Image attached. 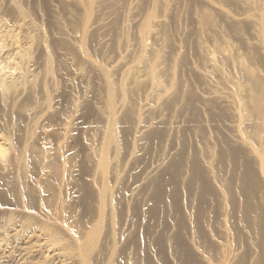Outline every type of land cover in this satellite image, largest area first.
<instances>
[{"label": "rangeland", "instance_id": "1", "mask_svg": "<svg viewBox=\"0 0 264 264\" xmlns=\"http://www.w3.org/2000/svg\"><path fill=\"white\" fill-rule=\"evenodd\" d=\"M230 12L0 0V264H264V116L239 70L257 48L264 92V54L256 24L224 38Z\"/></svg>", "mask_w": 264, "mask_h": 264}, {"label": "bare ground", "instance_id": "2", "mask_svg": "<svg viewBox=\"0 0 264 264\" xmlns=\"http://www.w3.org/2000/svg\"><path fill=\"white\" fill-rule=\"evenodd\" d=\"M220 1L225 6H227V7L232 9V13L230 12L231 14H228V15L224 16L225 24H224V27L222 28L223 34H224V38H227L228 40L231 41L232 44H234V45L237 44V46H238V45H240L242 43L243 34L245 36L248 33V32H246V34H245L244 30L248 29V26L249 27L251 26L250 24H256L258 26V28H259V36H260V40H261V41H259L260 42L259 43L260 44V51H262V53L264 54V0H220ZM57 2L59 3V0H57ZM242 16H244V17L242 18ZM208 19H209V16H207V15L202 17V24L204 23L203 26H206V24H207L206 22L208 21ZM247 37L245 38L246 40H247ZM249 41H250V39H249ZM243 45H245V44H243ZM250 46H252V45H250ZM238 47H240V46H238ZM245 55L247 56L246 58H247L248 66L247 65L244 66V67L239 66V70H240L241 74H244L246 76V77L244 76L245 80L243 82L248 84L250 86L249 89H251V91H253V93H254L253 94L254 96L251 97V102L250 103L251 104L254 103L256 105L257 110L259 111L258 115H259V113L263 112L262 114L264 116V92H262V84L256 78H251L250 77V74H251L250 72H252V70H254L253 69V68H255L254 65L257 64L256 62L258 61V50L255 47H249V49L246 51ZM231 60H233V59H231ZM228 63H230V62L228 61ZM233 64H235V63H233ZM159 74L160 73L158 71H154V72L151 73V77H152V79H153V81L155 83L158 82ZM106 84H107V98L110 101V100H112V98L114 96V93H113V90L111 88V85L109 84V81ZM122 95L123 96L125 95L124 91H122ZM254 129H255V127H254ZM263 131H264V129H263ZM117 138H118L117 126H116V122L113 120L111 122L110 129H109V139H110L111 142L116 143ZM256 153H258V152H256ZM257 155H258L257 156L258 157L257 160H259L258 163L260 164V167H261L263 175H264V150L260 151ZM18 163L24 169V167H25V157H24L23 153H22V155H20V157L18 159ZM101 167L103 169H105V167H106L105 161L101 162ZM18 170H20V169H18ZM21 171H22V169H21ZM21 189H23V188H21ZM108 190L109 189L107 188V186H103L102 189H101V195L104 197L108 193ZM20 197H21V195H20ZM100 228H101L100 224H97L95 226L94 232L90 235L87 245L89 243L91 245V243L93 242L92 240L95 239L94 237H95V235H97L99 233ZM87 248H89V247H87Z\"/></svg>", "mask_w": 264, "mask_h": 264}]
</instances>
